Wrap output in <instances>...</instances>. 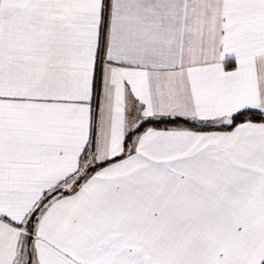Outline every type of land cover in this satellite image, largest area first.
<instances>
[{"label": "snow or ice", "instance_id": "obj_1", "mask_svg": "<svg viewBox=\"0 0 264 264\" xmlns=\"http://www.w3.org/2000/svg\"><path fill=\"white\" fill-rule=\"evenodd\" d=\"M0 264H264V0H0Z\"/></svg>", "mask_w": 264, "mask_h": 264}]
</instances>
